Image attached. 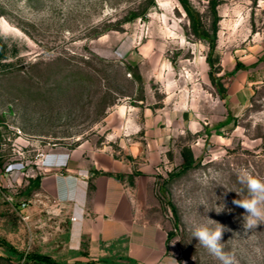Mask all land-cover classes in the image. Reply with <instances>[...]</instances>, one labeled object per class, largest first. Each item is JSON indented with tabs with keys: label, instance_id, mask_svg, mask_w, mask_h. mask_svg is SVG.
I'll return each instance as SVG.
<instances>
[{
	"label": "rangeland",
	"instance_id": "rangeland-1",
	"mask_svg": "<svg viewBox=\"0 0 264 264\" xmlns=\"http://www.w3.org/2000/svg\"><path fill=\"white\" fill-rule=\"evenodd\" d=\"M156 3L0 0V264L61 255L70 213L40 185L53 151L89 170L110 156L132 172L109 175L143 177L147 216L173 234L170 264H221L192 237L207 219L226 229L221 243L235 264H264V224L247 230L245 210L233 204L238 170L264 178V73L253 63L264 10L257 0L218 5L222 99L209 77L208 42L192 33L179 0ZM191 3L209 27V0ZM237 62L248 68L234 72ZM184 146L199 163L179 173Z\"/></svg>",
	"mask_w": 264,
	"mask_h": 264
},
{
	"label": "crops",
	"instance_id": "crops-1",
	"mask_svg": "<svg viewBox=\"0 0 264 264\" xmlns=\"http://www.w3.org/2000/svg\"><path fill=\"white\" fill-rule=\"evenodd\" d=\"M257 2L264 10V0ZM259 39L253 63L264 73V35L261 32ZM243 63L242 69L248 68L249 64ZM254 68L251 66L250 70ZM127 111L126 106L117 109L121 117ZM129 125V122L123 124L125 135L130 134ZM142 127L145 125L139 128ZM159 133L162 134L160 127ZM84 165L66 151L50 152L43 160L45 171L40 185L44 194L54 198L57 206L65 205L68 209H63L64 212L70 213L64 240L57 245L61 255L49 256L60 264L92 261L97 264H170L167 230L146 214V180L136 177L130 182L109 175L108 172L114 171L132 172L130 168L119 166L110 156L93 162L92 170ZM73 217L76 219L72 220Z\"/></svg>",
	"mask_w": 264,
	"mask_h": 264
},
{
	"label": "trees",
	"instance_id": "trees-1",
	"mask_svg": "<svg viewBox=\"0 0 264 264\" xmlns=\"http://www.w3.org/2000/svg\"><path fill=\"white\" fill-rule=\"evenodd\" d=\"M179 2L181 3L183 9L185 10L187 17L189 18L190 28L192 33L199 39L208 42L209 51L206 55V61L210 67L209 77L211 79V82L219 92L220 97L222 99H226L227 89L225 85L222 83L221 78L218 76V73L221 70L220 54L217 51L219 21L221 19V16L218 11V5L221 3V0H209V8L211 10L213 17L211 25L209 27H207V25L203 22L200 11L197 10V8L191 3V0H179ZM149 3L152 6H155L157 4L156 0H149ZM6 58H7L6 44L2 40H0V61ZM243 67L244 64H242L241 62H237L234 72ZM208 143H209L208 140H206V144ZM182 156L184 158V164L180 169L179 173L185 172L195 167L199 163L197 162L194 152L190 146H184L182 148ZM117 177L123 179L124 175L119 174ZM36 180H31V181L33 182L36 181V184L39 185L40 177L37 178ZM172 209L175 212V215H177L176 207L173 204H172ZM171 236H173L172 233L169 235V240L171 239L170 238ZM9 248H10L9 253L11 255L13 254V255L21 256V254L18 251H16L11 245H9ZM27 258L29 260H36L38 262H41L42 264H60L47 254L34 253L27 256Z\"/></svg>",
	"mask_w": 264,
	"mask_h": 264
},
{
	"label": "clouds",
	"instance_id": "clouds-1",
	"mask_svg": "<svg viewBox=\"0 0 264 264\" xmlns=\"http://www.w3.org/2000/svg\"><path fill=\"white\" fill-rule=\"evenodd\" d=\"M237 181L242 187L239 192L235 191L240 198L233 200V204L245 210V228L255 229L258 225L264 224V178L254 176L246 169H240L237 172ZM207 220L211 223L194 226L192 237L197 238L199 244L218 258L221 264H235L234 256L225 252L224 244L221 243L222 234L226 229L211 219Z\"/></svg>",
	"mask_w": 264,
	"mask_h": 264
},
{
	"label": "built area",
	"instance_id": "built-area-1",
	"mask_svg": "<svg viewBox=\"0 0 264 264\" xmlns=\"http://www.w3.org/2000/svg\"><path fill=\"white\" fill-rule=\"evenodd\" d=\"M0 192H2V184L0 183ZM26 204L24 203L23 206H25ZM76 218L73 217L72 220H75ZM89 264H97L96 262L92 261Z\"/></svg>",
	"mask_w": 264,
	"mask_h": 264
}]
</instances>
